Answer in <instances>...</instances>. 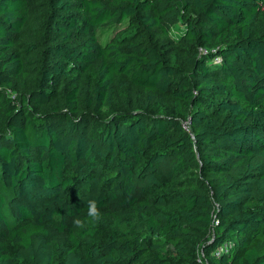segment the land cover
Masks as SVG:
<instances>
[{"label": "trees", "instance_id": "trees-1", "mask_svg": "<svg viewBox=\"0 0 264 264\" xmlns=\"http://www.w3.org/2000/svg\"><path fill=\"white\" fill-rule=\"evenodd\" d=\"M0 264H264V0H0Z\"/></svg>", "mask_w": 264, "mask_h": 264}, {"label": "clouds", "instance_id": "clouds-1", "mask_svg": "<svg viewBox=\"0 0 264 264\" xmlns=\"http://www.w3.org/2000/svg\"><path fill=\"white\" fill-rule=\"evenodd\" d=\"M87 203V222L95 223L102 218V213L98 207L96 199H89ZM74 225L78 228L84 227L85 221H82L80 218H75L73 221Z\"/></svg>", "mask_w": 264, "mask_h": 264}, {"label": "rangeland", "instance_id": "rangeland-1", "mask_svg": "<svg viewBox=\"0 0 264 264\" xmlns=\"http://www.w3.org/2000/svg\"><path fill=\"white\" fill-rule=\"evenodd\" d=\"M113 33H114L113 29H105V30L101 31L100 37L103 41H106L107 39H109L112 36Z\"/></svg>", "mask_w": 264, "mask_h": 264}, {"label": "built area", "instance_id": "built-area-1", "mask_svg": "<svg viewBox=\"0 0 264 264\" xmlns=\"http://www.w3.org/2000/svg\"><path fill=\"white\" fill-rule=\"evenodd\" d=\"M184 127H186V128H187V127H188V126H187V124H184Z\"/></svg>", "mask_w": 264, "mask_h": 264}]
</instances>
